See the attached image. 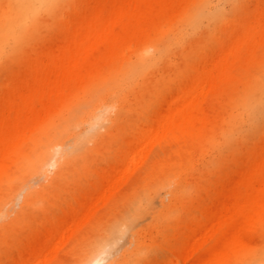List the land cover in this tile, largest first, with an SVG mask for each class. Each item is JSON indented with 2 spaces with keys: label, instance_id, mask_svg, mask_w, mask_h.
Wrapping results in <instances>:
<instances>
[{
  "label": "bare ground",
  "instance_id": "bare-ground-1",
  "mask_svg": "<svg viewBox=\"0 0 264 264\" xmlns=\"http://www.w3.org/2000/svg\"><path fill=\"white\" fill-rule=\"evenodd\" d=\"M208 1L0 0V69L19 56L24 64L18 84L0 83V234L6 236L0 264H56L69 240L165 143L173 150L150 169L161 178L182 180L174 186L166 218L184 224L188 242L181 264H264V0H219L229 6L228 16L218 7L209 14ZM205 23L207 30L184 46L183 27L196 30ZM34 40L44 44L31 48ZM130 80L137 81L129 92L132 100L106 105L104 85L120 89ZM86 95L85 112L95 115L90 133L66 147L81 125L75 110ZM148 110L157 117L136 133L127 136L126 126L114 125L105 138L98 137L104 127L98 122H109L113 113L131 118L134 111ZM210 110L222 117L214 119ZM256 136L263 142L248 147ZM91 142L93 157L99 149L107 155L112 144L129 149L103 177L102 195L62 229L45 218L40 239L27 220L38 196L32 180L56 186L70 174L72 162L89 155L85 147ZM210 150L217 156L195 169ZM239 154L242 166L227 181V164ZM216 174L217 179L206 180ZM15 189L19 195L6 202L4 192L9 196ZM178 205L185 216L176 215ZM140 220L137 209L115 217L105 239L93 243L76 264L148 260L137 241L116 259Z\"/></svg>",
  "mask_w": 264,
  "mask_h": 264
},
{
  "label": "rangeland",
  "instance_id": "rangeland-1",
  "mask_svg": "<svg viewBox=\"0 0 264 264\" xmlns=\"http://www.w3.org/2000/svg\"><path fill=\"white\" fill-rule=\"evenodd\" d=\"M79 1L80 0H73L74 3H78ZM207 7L209 14L215 13L217 7L223 8L225 11L224 14H227V16L230 13L229 6L219 0H209ZM206 26L207 23L196 30L187 27V25L183 27L179 38L182 37V43L184 46H187L200 37V35L207 30ZM217 26L216 23L213 22L210 24L211 28H209L215 31V27ZM42 44H44L43 40L42 43L41 40H34L31 48L41 46ZM177 51L171 56L170 61L175 60L174 55ZM149 52L150 54H155V51L153 50H150ZM130 59L131 64L134 63L135 56H132ZM23 70V59L19 56L0 69V83L5 79L6 81H13L15 84H18L17 82H19ZM235 76L238 77L237 74H235ZM136 82V80L127 81L122 88H115L114 90H112L110 83H106L103 87L104 89L101 91V94L104 95L105 104L112 105L116 100L121 102H125L124 100L126 99L132 100L133 96L130 95L129 92L136 88ZM88 98L89 95H86L84 97L85 100L83 101L84 104L78 106L79 108L75 110V114L77 115L76 118H80L81 125L76 131H73L68 140H66V147L70 146L80 137H87L90 133V122L94 119L95 115L85 112L89 107V104L86 103ZM86 104H88V107ZM220 112L216 110L208 111L209 115L214 119L222 117L218 115L221 114ZM223 113L224 112H222V115ZM157 115L158 112L154 110H148L141 114L134 111L131 113V118H129L124 112L123 114L113 113L109 117V122L106 123L102 120L98 122L99 125L105 127L97 132L98 137L105 138L104 136L107 134V127L114 125L118 128L126 126L127 129L125 130V134L127 136L132 135L138 131L141 125L151 123L152 119H155ZM262 142V137L256 136L251 139L250 142H247V144H251L248 147L251 146V148H256ZM95 147L96 146L93 142L88 143L85 147V153H88L89 155L85 160L78 159L72 162L70 174L65 176V178H61L60 181H62H59L56 186H47L46 182L39 181L37 178L32 180L31 184L35 189L36 194L38 193V196L27 212V220L33 222L32 229L29 230L33 231L34 234L38 232L40 239L43 240L44 238L43 225L47 224L45 218H51L53 226L56 229H62L68 225L70 219L80 216L82 212H84L102 195L105 189L103 177L106 178L111 165H118L121 152L126 153L129 149V147L123 143L118 146L117 144H112L106 149V151H108L107 155L104 154V149H99L100 155H95L93 157L90 155V152L95 149ZM172 148V143H165L156 147L154 155L151 158L152 162L150 161L141 166L131 177L129 183L123 190L119 191L113 197L104 202L97 215L87 222L80 232L75 234V236L69 240L65 249L56 259V264L78 263L83 257L84 252L87 251L93 243L105 239L106 228H108L110 222L115 217H120L129 211L133 212L135 209L141 214V220L134 232L127 235L124 238L123 243H121V245L119 244L121 249L118 256H116V259L118 260L122 255L128 254L134 248L137 241L145 246L146 249L144 250V253L146 251L148 255V260L141 261L139 264H175L176 262L181 264V257L188 242L187 238L183 235L185 231L184 224H178L173 218L169 221L166 218L168 216L167 206L173 197L174 186L175 184L178 185V183H182V180L180 177H172V175L166 178H161L162 176H160L159 171L150 169V163H154L159 156H163L168 151H171ZM238 149L239 152H241L243 146L239 145ZM216 156L217 153L210 150L208 155L201 160V162L194 165V168H200L201 165L206 164L211 157ZM241 156L242 155L239 154L232 162H228L227 181L232 179L242 166L243 159L241 160ZM58 160V164H62L63 160L60 157ZM24 164L25 161H23L22 165ZM148 171L151 172L148 173ZM48 173L49 175L53 173V169H48L47 175ZM212 178L217 179L218 175H212L206 180L209 181ZM42 185L46 186L45 191H42V188H40ZM16 194L19 195V192L15 189L9 194V197L7 196V190L4 192L3 198L6 197V202H8ZM15 207H17L15 209H18L17 205ZM185 210L184 207L179 206L176 210V215L185 216ZM198 210L205 211L203 207L198 208ZM6 211H11L10 204L7 205ZM5 238L6 236L4 233H1L0 242L2 243ZM202 253L203 252L200 254Z\"/></svg>",
  "mask_w": 264,
  "mask_h": 264
}]
</instances>
